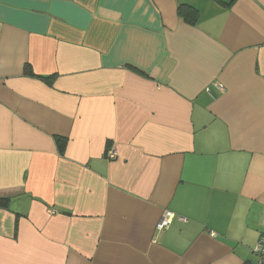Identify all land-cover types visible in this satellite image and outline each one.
<instances>
[{"label": "crops", "instance_id": "1", "mask_svg": "<svg viewBox=\"0 0 264 264\" xmlns=\"http://www.w3.org/2000/svg\"><path fill=\"white\" fill-rule=\"evenodd\" d=\"M0 198V264H253L264 0H0Z\"/></svg>", "mask_w": 264, "mask_h": 264}, {"label": "built area", "instance_id": "2", "mask_svg": "<svg viewBox=\"0 0 264 264\" xmlns=\"http://www.w3.org/2000/svg\"><path fill=\"white\" fill-rule=\"evenodd\" d=\"M212 94V92H211ZM213 95V94H212ZM114 151L112 150L110 152V155L112 156ZM171 212H167L166 216L161 220V222L158 223L157 228L160 230H164L167 228L170 224V218L172 217ZM255 254L257 257V260L253 264H264V233L259 238L256 248H255Z\"/></svg>", "mask_w": 264, "mask_h": 264}, {"label": "trees", "instance_id": "3", "mask_svg": "<svg viewBox=\"0 0 264 264\" xmlns=\"http://www.w3.org/2000/svg\"><path fill=\"white\" fill-rule=\"evenodd\" d=\"M57 143H58V149L60 150V151H64L65 150V148H66V143H65V141L64 140H62V138H57ZM106 153H108V151L106 152ZM9 203H10V198H0V206L1 207H9ZM264 233V232H263ZM262 233V234H263ZM261 234V235H262ZM261 237V236H260Z\"/></svg>", "mask_w": 264, "mask_h": 264}, {"label": "rangeland", "instance_id": "4", "mask_svg": "<svg viewBox=\"0 0 264 264\" xmlns=\"http://www.w3.org/2000/svg\"><path fill=\"white\" fill-rule=\"evenodd\" d=\"M257 245V244H256Z\"/></svg>", "mask_w": 264, "mask_h": 264}]
</instances>
